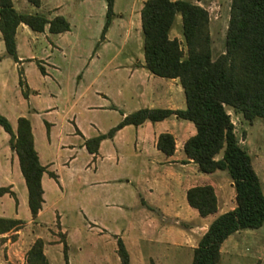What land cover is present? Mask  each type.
I'll return each mask as SVG.
<instances>
[{"label": "rangeland", "instance_id": "obj_1", "mask_svg": "<svg viewBox=\"0 0 264 264\" xmlns=\"http://www.w3.org/2000/svg\"><path fill=\"white\" fill-rule=\"evenodd\" d=\"M78 1L41 0L39 6H34L28 0H13L18 12L39 13L48 18L62 15L74 25L71 32L61 38L49 35L47 39L42 33L33 32L28 27L27 33H23L22 29L18 31L20 54L25 57L29 53L40 55L44 50L51 54V60L56 65V68L49 69L48 78L42 77L37 65L27 66L29 83L35 88L34 92H40L39 97L34 96L31 100L24 101L17 93L18 73L0 35V89L2 82L6 81L9 94L17 96L12 106L0 103V112L14 123L18 116L27 117L32 122L41 159L53 163L51 168L59 174L63 186L61 189L58 183L55 185L52 181L45 184L46 205L41 215L44 223L41 235L46 237L50 233L49 238L55 240L52 243L66 242L67 237L61 230L55 232L57 228L60 229L59 216L55 224L51 206L55 202L70 245L66 253L62 244L47 247L49 263L69 264L70 252L72 264H122L117 250V239L120 238L128 250L130 264H191L193 247L197 245L204 229L196 226L200 220L194 215L197 211L187 204L183 187L182 190L178 188L175 194L182 207L176 210L162 209L164 216L178 214L177 220H163L158 209L155 218L151 214L146 222H142L148 213H152L151 208L161 207L148 196V188L156 185L154 168L158 166V162L153 161L150 151H135L134 145L136 136L141 140L145 136L149 138L157 128L149 123L139 131L134 126L126 129L123 133L124 157L119 160L117 167L107 170V177L111 179L117 176L116 180L92 188L85 185V179H99L101 171L105 169L100 170L103 163H97V173L94 174L92 169L85 176L83 168L90 162L86 151L80 150L77 145L74 151L57 149V139H53L52 145L48 146L45 125L47 119L55 124L53 135L71 145L79 142L73 135L75 126L92 137L98 131L106 132L112 128L122 112L128 114L140 108L137 99L131 96L130 82L127 79V67L131 66H125L129 56H143L142 34L137 29L135 17L137 7L131 10L129 30L122 31L120 24L112 23L119 13L127 16L131 0H114L115 14L105 34L108 44L102 49L101 44L105 39L100 40V34L105 22V0H92L93 15L89 20L84 19V10L79 8ZM194 1L209 12L212 55L216 58L226 49L231 0ZM170 36H178L185 50L179 15L175 18ZM53 44L59 45L62 51L55 46L52 48ZM119 63L124 66L116 70ZM21 88L28 96L30 90L25 86ZM47 105L54 106L55 109L44 114L40 108ZM33 108L39 111H33ZM227 111L234 123L239 144L249 151L253 168L264 181V119L256 118L249 122L241 114L228 108ZM180 122L182 126L174 128L179 149L180 141L195 132L191 122ZM0 132L6 134L1 127ZM75 154L72 169H67L63 165L64 159ZM220 156L221 154L218 155ZM195 170L199 176L196 183H213L217 189L220 209H230L234 205V190L229 186L231 179L228 173L220 170L202 173ZM262 188L264 192V184ZM18 197L24 202L25 208V211H20L19 217L25 219L28 207L24 183L18 188ZM144 197L146 200L143 202ZM83 214L93 224L89 225L92 226L91 229L87 227L88 222ZM113 233L120 236L117 238ZM220 264H264V223L257 229H243L231 234L221 246Z\"/></svg>", "mask_w": 264, "mask_h": 264}, {"label": "trees", "instance_id": "obj_2", "mask_svg": "<svg viewBox=\"0 0 264 264\" xmlns=\"http://www.w3.org/2000/svg\"><path fill=\"white\" fill-rule=\"evenodd\" d=\"M28 1L39 6L41 0ZM105 5L100 40L105 39L115 14L114 0H105ZM177 15L181 18L185 50L177 37L170 36ZM140 21L145 68L155 76L178 79L186 105L183 109H137L126 114L106 133L86 139L84 144L90 153H95L103 139L112 138L126 125L154 123L173 116L191 122L195 133L184 141L183 153L200 172L226 171L235 192V207L217 215L193 248L191 264H220L221 246L231 234L257 229L264 223L262 182L253 168L251 155L238 142L227 111L231 109L249 122L264 119V0L230 1L226 49L216 58L212 55L209 12L194 0H145ZM21 23L34 32H43L46 26L53 34L70 30L68 20L62 15L48 19L39 13H22L15 9L13 0H0V34L7 54L15 61V33ZM39 68L42 71V67ZM19 85L26 87L22 79ZM23 95L27 97V92L23 91ZM0 126L9 134L10 146L18 156L27 188V204L35 220L43 203L41 177L45 167L34 147L30 120L19 117L14 132L7 117L0 113ZM156 148L164 155H173L174 135L160 133ZM49 174L56 178L54 173ZM6 193L14 196L9 187H0V196ZM186 199L200 217L217 211V197L210 184L190 187ZM23 223L18 218L0 216V235L17 231ZM117 246L122 264H130L128 250L120 238ZM43 247V239L37 238L27 250L24 264H50ZM67 247L63 241L64 253Z\"/></svg>", "mask_w": 264, "mask_h": 264}, {"label": "crops", "instance_id": "obj_3", "mask_svg": "<svg viewBox=\"0 0 264 264\" xmlns=\"http://www.w3.org/2000/svg\"><path fill=\"white\" fill-rule=\"evenodd\" d=\"M144 1L145 0H131L130 7L127 10L128 12L127 16L123 15L122 13L117 14V17L113 20L112 25H114V23L120 24L123 27L121 29L122 31L129 30L128 27H129V21H130L129 17H130L131 10L133 7H137L136 8L137 13L135 17H136L137 29L141 33L140 10L142 8ZM78 3H79L78 4L79 8L84 10V15H85L84 19L89 20L90 18H92V15H93L92 0H79ZM48 19H51V18H48ZM116 19L118 20L116 21ZM69 24H70V30L63 32V33H58V34L50 33L48 31L47 26L45 27L43 32H36V33H42L47 39H49V35H56L61 38L66 33H70L72 30V27H74V25H72L71 23ZM26 27L28 26L21 23L16 29L15 40H16V49H17V61H15L12 58L13 67L15 71L18 73L17 93L21 95V99L24 101L31 100L34 96L39 97L40 95L39 91L34 92L35 88H33L31 84L29 83V80L27 77V66L37 65L38 68L39 66H41L42 71L40 70V68L39 70L43 78L49 77L50 68H56V65L51 60V54H48L44 50L42 51L43 53L40 55H34L32 53H29L27 57L19 53L18 31L19 29H22L23 33H27ZM176 37L178 38V36ZM107 44L108 42H107V36H106L105 40L101 44V48L105 49ZM54 46L60 51H62V48L59 47V45L53 44L52 48ZM114 58L116 59L117 57H114ZM127 59L128 61H127V64H125V66L126 65L131 66V67H127V73H128L127 79L130 82L131 96L132 98L137 99L138 103L140 104L139 105L140 108L160 107V108H170V109H183L185 107L186 102H185L184 92H183V89L178 79H166V78L153 75L145 68L144 66L145 62H144L143 56L139 58H133L132 56H129ZM122 66H124L122 63L117 64L116 70H118V68ZM20 79L24 81L26 87L30 90L27 97L23 95V92H22L23 89L19 85ZM8 91L9 90H8L7 82L6 81L2 82V88L0 89V103L6 104L7 106H12L15 103L14 101L16 100L17 96H13L12 94H9ZM19 101L21 102V100ZM54 109H55L54 106L47 105L45 107H41L40 111L44 114H48L54 111ZM33 111H39V110L36 108H33ZM126 114H127L126 112H122L120 115V119L115 123V125L118 122H120ZM19 117L21 116H18L17 118H15L16 121L14 123L13 121H11V119L8 116V118L10 119L9 122L14 132H16L17 120ZM30 123H31V128H32V133H33L35 150L37 151L41 165L45 167V171L43 172L42 177H41V185L43 189V203H42V207L39 210L35 220H33L31 217L28 204H27L28 216L25 219H21L19 217L20 211L21 210L25 211V208H24V202L18 197V188L22 187L23 183L26 188V184H25V180L19 168L18 156L15 150L10 146V143H9L10 136L6 132H5L6 134L4 135L1 134L0 132V187H9L10 190L14 193V196H12L9 193H6L0 196V216L7 217V218H18L24 221L22 227L18 229L17 231H11L3 235H0V242H1L0 244V252H1L0 253V264H9V263L24 264L25 254L37 238H41L44 241L43 251L46 257H47V253H46L47 247L60 245V244H62L63 246L62 242L52 243V241H55V240H52L51 238H49L50 233L46 237H43V235H41L42 234L41 230H43L42 225L44 224L41 221V215L43 214L44 208L46 205L45 184L50 183L52 181L55 185H57L58 183V186L61 189H63V186L61 184L59 174L54 172V170L51 168L53 163L49 161H43L41 159L40 151L37 147L35 128L31 121ZM149 123L150 125H152V127L157 128L155 129L156 131H154L153 135H151L149 138L145 136L146 138L143 137L142 140L139 139L138 136H136L134 149L135 151H140V152L150 151L151 154L149 153V155L154 157L153 161L158 162V166L154 168L155 173H156V174L154 173L156 185L154 186V188H148V196L150 197L152 202L160 204L158 206H161V207L151 208L152 213H148V216L147 217L145 216L142 222L143 223L146 222L148 220L147 218H150L149 215L151 216V214H152V217H154L155 212L158 209L161 211V214L163 215L162 216L163 220L164 219L177 220V218L179 217L178 214L175 213L172 216H166V215L164 216L162 209L171 208L173 210L174 209L176 210L178 207H182L178 204V200L175 196L177 189L179 188V190H182L181 187H183L185 197H186V192L190 187L200 185L196 183L197 180L199 179V176L196 173L195 169H197V171L199 170L197 168V165L193 163L192 160L188 159L183 153V150H182L183 143L187 138L180 141V149H179V144L177 142L174 128L177 126H182L180 119H178L176 116H173L171 118L158 121V122H154V123L145 121L143 124L134 126V127H136V131H139L142 127L149 125ZM45 125L47 128L46 136H47V143L49 147L52 145V140L57 139L56 141L57 149L64 150V151H67L68 149H70L71 151H74L75 145H77L80 148V150L86 151L90 162L85 164L83 168V173L85 176L87 172L92 171V169L94 170L93 171L94 174L97 173V170H98L97 163L99 164L103 163L104 166L100 167V170L101 168L103 169L105 168V169L101 171L102 172L100 174L101 177L99 179H95V181L87 177L85 179V182L87 183L85 184L86 186H88L89 188H92L95 185H98V184L106 185L109 182L116 180L117 176L111 177V179L107 177V170L109 168L113 169L114 167H117L119 160L123 159L124 157L123 150H124V145H125V142H124L125 136H123L124 135L123 133L126 129H128L130 126H133V125H126L122 129L118 130L112 138L103 139L100 142L99 147L95 153H90L86 149L85 144H84L85 140L91 137H89L88 135H85L82 132V130L77 128L76 126H75V132L73 135L74 137H76V139L79 140V142L77 144L69 145L65 141L61 140L59 136L56 138L55 135H53V128L55 124L51 122L50 119L46 120ZM106 132L98 131V133L95 136L106 133ZM162 132H169L173 134L175 137L176 149L173 155H169V156L164 155L162 152H160L156 148L157 137ZM138 140H139V143H138ZM179 150H180V153H178ZM75 159H76V154L72 156H68L64 159L63 165L67 166V169H72L71 165L73 164ZM92 163L93 165L91 166ZM49 172L54 173L56 175V178L51 177ZM257 175L260 177L258 173ZM260 180L262 184H264V181L261 178ZM201 185H204V184H201ZM210 185L213 186L216 197H217V211L214 214L208 215L206 217H200L198 212L197 214L192 212L200 220V222H198L196 226L204 229L201 235L206 231L208 224L217 215L224 213L228 210H231L235 207V199H234V202H233L234 205L230 209H227L225 211L221 210L217 189L213 183ZM229 186L231 187L232 190H234L232 182L229 183ZM233 196H235V192L233 193ZM142 200L144 202L146 198L144 197ZM26 203H27V188H26ZM54 204L55 202L51 204L53 212H54V222L56 224L57 216H59V221H60L59 222L60 229L57 228L55 232L57 233L58 231L61 230V232L64 233L66 237L68 238L67 231L64 228H62V222H61L62 216L59 214L57 207ZM185 207L187 208V206ZM83 215L85 216L88 222L87 227H90L89 226L90 224L93 225L91 221L86 217V215L85 214ZM210 216H213V217L211 218ZM91 228L92 226L90 227V229ZM113 235H115L117 238L118 236H120L117 233H113ZM67 238H66L67 246H70L68 244ZM69 258H70L69 264H72L70 252H69Z\"/></svg>", "mask_w": 264, "mask_h": 264}]
</instances>
